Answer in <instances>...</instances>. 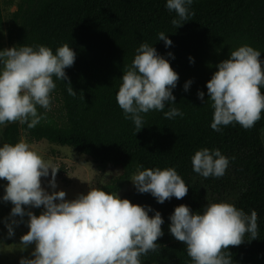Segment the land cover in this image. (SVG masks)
Returning a JSON list of instances; mask_svg holds the SVG:
<instances>
[{
    "label": "trees",
    "instance_id": "1",
    "mask_svg": "<svg viewBox=\"0 0 264 264\" xmlns=\"http://www.w3.org/2000/svg\"><path fill=\"white\" fill-rule=\"evenodd\" d=\"M190 11L191 20L175 28L171 21L178 17L167 9L166 0H38L21 28L8 29V46L44 45L55 54L67 44L76 55L65 69L67 81L53 77L51 96L57 98L61 115L56 119L37 106L45 118L30 131L35 139L71 147L100 167L119 168L117 177L97 187L109 193H118L138 170L177 171L188 186L183 199L158 203L134 185L121 197L150 208V216L159 211L164 221L158 251L142 256L141 264H192L186 246L169 231V217L180 204L202 213L208 203L220 201L258 216L259 238L249 242L246 235L243 244L229 247L233 264H244V250L253 244L264 264V112L251 129L233 123L217 132L210 127L214 110L206 87L217 70L215 59L237 36L247 39L264 60V0H193ZM3 19L0 0V27ZM161 32L172 41L170 46L158 39ZM141 43L152 45L178 74L171 89L175 103L166 104L164 111L175 107L184 115L167 119L161 111H150L142 114L145 126L135 133L116 93ZM68 82L75 96L68 94ZM198 91L204 92V103ZM203 148L219 149L228 157L222 177L204 178L193 171L191 158Z\"/></svg>",
    "mask_w": 264,
    "mask_h": 264
},
{
    "label": "clouds",
    "instance_id": "2",
    "mask_svg": "<svg viewBox=\"0 0 264 264\" xmlns=\"http://www.w3.org/2000/svg\"><path fill=\"white\" fill-rule=\"evenodd\" d=\"M193 0H166L169 11L176 13L171 22L175 28L191 20ZM165 46L172 41L164 32L158 34ZM261 52L249 45L239 46L206 82L213 117L210 127L219 132L222 126L238 123L251 129L264 112V60ZM75 52L64 44L53 51L44 45L12 46L0 50V127L19 122L35 128L44 115L37 106L50 110L51 93L56 88L53 77L67 81L65 69L75 61ZM171 56L172 54L169 53ZM191 60V58H190ZM116 101L135 126V133L145 126L144 115L161 111L167 119L183 116L174 104L171 89L178 74L169 61L148 43H141L130 67L121 76ZM191 81L184 84L187 91ZM67 92L76 95L70 82ZM197 97L203 103L204 92ZM134 133V134H135ZM193 171L204 178L222 177L229 159L219 149L197 150L191 158ZM59 167L46 161L30 145L20 140L0 146V179L7 184L2 197L10 202V219L5 226L14 235L13 225L27 224L20 237L21 249L34 244L31 258L22 257L19 264H141V257L158 251L157 240L163 235L164 223L159 211L149 215L150 208L121 198L100 188L66 199L63 190L47 192L42 178L49 176V186L56 188ZM139 193H150L158 203L175 197L183 199L188 186L172 168H145L131 178ZM25 206L43 208L39 214L25 211ZM27 215V221L23 217ZM171 235L186 246L192 264H233L230 246L258 239L256 211L246 214L229 202L208 203L202 213L187 205L174 208L169 217Z\"/></svg>",
    "mask_w": 264,
    "mask_h": 264
},
{
    "label": "rangeland",
    "instance_id": "3",
    "mask_svg": "<svg viewBox=\"0 0 264 264\" xmlns=\"http://www.w3.org/2000/svg\"><path fill=\"white\" fill-rule=\"evenodd\" d=\"M1 1L4 23L0 27V50L9 47L7 43L8 29L16 31L21 28L24 25L26 16L34 8L38 0ZM242 45H249L255 48L247 39L237 36L226 44L225 53L215 59L216 64L227 59L233 50ZM51 97L48 113L58 119L61 115L60 105L57 98ZM261 138L264 146V129L261 131ZM20 140L26 141L32 150L40 154L44 160L50 161L54 166L59 167L55 177L56 188L53 189L49 186L51 170H49L50 174L48 177L42 178V187L49 193L63 190L66 193V199L69 200L75 198L78 194L86 193L89 188H97L107 183L121 172L119 168L111 166L100 167L89 157L77 153L71 147L50 143L45 139H35L27 124L15 122L0 127V146L4 143L14 144ZM6 184V180L0 179V264H19L22 257L31 258L35 245H29L24 249H21L22 246L19 245L20 237L28 231L27 224L24 222L14 224V235H8L5 223L10 222V219L19 221L20 217L10 218L12 204L4 202L2 199ZM132 186L133 183L130 180L117 193L118 196L122 197ZM25 211H31L33 214L39 215L43 208L25 206ZM27 219L28 217L25 215L23 220L27 221ZM249 242H253V240ZM244 264H261L256 244H253L251 249L244 250Z\"/></svg>",
    "mask_w": 264,
    "mask_h": 264
}]
</instances>
